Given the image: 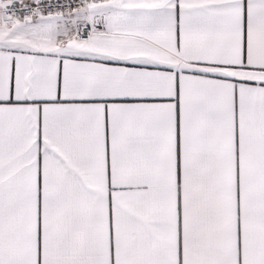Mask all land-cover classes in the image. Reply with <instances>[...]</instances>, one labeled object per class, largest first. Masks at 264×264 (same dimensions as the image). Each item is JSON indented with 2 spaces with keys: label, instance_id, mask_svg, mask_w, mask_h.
Instances as JSON below:
<instances>
[{
  "label": "snow or ice",
  "instance_id": "1",
  "mask_svg": "<svg viewBox=\"0 0 264 264\" xmlns=\"http://www.w3.org/2000/svg\"><path fill=\"white\" fill-rule=\"evenodd\" d=\"M0 264H264V0H0Z\"/></svg>",
  "mask_w": 264,
  "mask_h": 264
}]
</instances>
